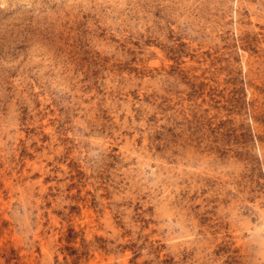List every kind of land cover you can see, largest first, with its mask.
I'll list each match as a JSON object with an SVG mask.
<instances>
[{
  "label": "rangeland",
  "instance_id": "1",
  "mask_svg": "<svg viewBox=\"0 0 264 264\" xmlns=\"http://www.w3.org/2000/svg\"><path fill=\"white\" fill-rule=\"evenodd\" d=\"M0 264H264V0H0Z\"/></svg>",
  "mask_w": 264,
  "mask_h": 264
}]
</instances>
